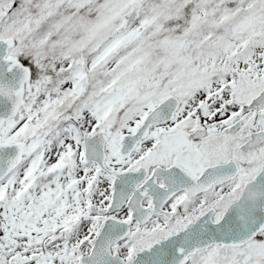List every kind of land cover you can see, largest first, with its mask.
I'll use <instances>...</instances> for the list:
<instances>
[{
    "label": "snow or ice",
    "instance_id": "obj_1",
    "mask_svg": "<svg viewBox=\"0 0 264 264\" xmlns=\"http://www.w3.org/2000/svg\"><path fill=\"white\" fill-rule=\"evenodd\" d=\"M0 264H264V0H0Z\"/></svg>",
    "mask_w": 264,
    "mask_h": 264
}]
</instances>
